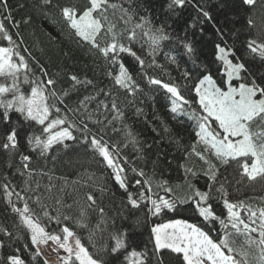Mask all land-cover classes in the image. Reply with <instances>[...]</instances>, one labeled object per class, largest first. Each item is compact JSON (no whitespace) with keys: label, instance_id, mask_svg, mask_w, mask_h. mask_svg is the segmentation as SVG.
I'll return each instance as SVG.
<instances>
[{"label":"snow or ice","instance_id":"obj_1","mask_svg":"<svg viewBox=\"0 0 264 264\" xmlns=\"http://www.w3.org/2000/svg\"><path fill=\"white\" fill-rule=\"evenodd\" d=\"M190 2L170 0L167 7L174 11ZM41 3L48 8H58L61 20L77 43L87 44L91 53L103 59L109 68L111 86L96 88L91 80L70 75V87L58 90L57 81L48 75L47 69L30 54L26 58L19 51L20 45L4 22L15 23L8 0H0V8L5 10L0 19V125L5 126L0 135V149L10 155L17 152L19 122H13L12 114H19L29 128L36 126L37 129L26 136L31 151L46 157L56 146L67 149L70 145L66 141H75L110 170L109 176L125 194L126 205L133 209L143 205L148 214L159 217L190 204L198 222L173 219L153 226L151 250L145 247L141 251H128L127 233L113 231L108 234V239L113 241L111 246L101 245L94 256L64 222L89 230L90 241L97 238V233L102 238L109 223L115 225V218L102 206L103 197L111 188L106 183L98 184L95 173L73 181L49 175V183L41 192L39 181L32 180L35 170L29 167L31 157L22 155L23 170L18 171L27 176L24 187L17 190L5 175L0 181V199L16 216L12 227L25 229L30 234L34 246L31 259L44 255V264H109L106 256L118 258L124 252L127 264H165L168 256H175V264H264V203L254 207L245 200L229 199L228 188L232 181L221 172L222 168L234 164L239 175L236 184L264 183V72H261L264 69V29L260 38L250 37L246 41L248 59L236 57L234 62L229 58L230 54L235 55L234 50L217 44V59L224 65L222 85L211 74H202L191 87L195 99L189 100L182 95L187 83L166 82L148 74V69L152 68L166 72L165 66L156 59L161 53L170 64L177 68L179 64L175 56L164 51L165 42L172 40L166 24L157 25L142 0H86L83 6H60L54 0H41ZM241 4L253 11L257 8L264 11V0H241ZM196 7L200 16L212 20L209 11L199 5ZM247 26L255 29L257 21L249 17ZM183 47L189 54L194 52L191 43H184ZM125 55L134 58L149 86L164 90L173 119L185 115L194 122L191 144L181 146L179 140L173 141L178 148H183L185 161L194 157L201 162L200 168L179 165L184 173L182 195H177L180 184L174 188L168 180H156L154 171L149 174L135 166L125 151L131 148L143 159L145 147H151L142 142L127 123L126 109H134L136 117L145 113L137 106L143 89L125 65ZM29 59L37 65L39 74L33 70ZM257 61L259 67H256ZM182 78L193 79L187 69L183 70ZM25 85L29 86L27 91ZM88 86L93 87V92L77 98L70 107L66 101L73 93H78L80 87ZM193 104L198 109L193 108ZM163 131L168 133L170 129L165 126ZM152 163L155 168L157 161ZM129 172L138 178L130 180ZM201 176L206 181L203 189L192 183ZM54 179L63 183L57 186ZM130 187L137 191H130ZM84 188L90 190L81 195L80 189ZM258 199L264 202V197ZM49 200L52 203H48ZM92 213L97 216L94 225H91ZM41 219L63 226L59 233L49 232ZM0 235L10 240L19 238L18 232L10 231L4 224H0ZM49 242L54 246L41 247ZM6 246L9 245L0 240V249ZM24 247L28 249V245ZM59 249L66 255H59ZM19 253L20 249L16 248L14 253L0 256V264H29ZM53 253H57L55 258H51Z\"/></svg>","mask_w":264,"mask_h":264},{"label":"trees","instance_id":"obj_2","mask_svg":"<svg viewBox=\"0 0 264 264\" xmlns=\"http://www.w3.org/2000/svg\"><path fill=\"white\" fill-rule=\"evenodd\" d=\"M169 2L170 0H142L144 8L147 9L154 22L157 25L166 24V31L171 35L172 40L165 42L164 51L175 56L179 68L174 64H170L161 53L156 59L159 64L165 66L166 72L161 73L159 68H152L148 69V74L166 82L174 81L181 85L187 83L188 87L182 88V95L189 100H194L195 96L191 92V87L196 82V77L202 74H211L216 82L222 85L224 65L222 61L217 59V44L226 49L234 50L235 55L230 54L234 62L236 57L249 58L245 51L246 41L250 37H261V30L264 29L261 17H264V11L259 8L253 11L246 6H242L241 0H191L183 8L170 11L167 7ZM54 3L60 6H83L86 0H54ZM8 4L15 23L4 22L14 40L20 45L19 51L26 58L30 54L32 58L39 61L47 69L48 75L57 81L58 90L70 87V75H77L81 79L87 78L93 82L96 88L107 89L111 86V81L107 75L108 66L102 58L89 51L87 44L80 45L77 43L70 30L61 20L58 8L45 7L42 5L41 0H8ZM196 5L209 11L212 20L209 21L200 16ZM4 13L5 10L0 8V19H3L2 14ZM249 17L257 21L255 29H250L247 26ZM52 21H55V23ZM201 29L203 30L201 31ZM17 33H19V36H17ZM220 33H223V36ZM49 34L54 39H50ZM20 38H22V43ZM184 43H191L194 52L189 54L183 47ZM25 48L27 52L24 51ZM138 54L141 53L138 51ZM29 63L33 70L39 74V68L32 59H29ZM124 63L143 89L137 99V106L143 108L145 113L144 116L136 117L134 109H126L127 123L142 142L151 145V147H145L143 159L138 158L131 148L125 151L135 166L143 168L149 174L154 171L156 180H168L174 188L177 184H180L181 188L177 189V195H182L184 191V173L179 165L188 164L200 168L201 162L194 157L185 161L183 159V148H178L173 141L179 140L181 146L191 144L194 140L192 128L194 122L185 115H178L173 119L174 114L169 111L170 103L164 90L159 89L158 86L148 85L147 80L140 75L138 65L133 57L125 55ZM256 67H259L258 61ZM185 69L191 72L193 79L185 81L182 78V72ZM261 72H264V69H261ZM28 87V85H25L24 90L27 91ZM91 92H93L92 86L80 87L79 92L73 93L71 99L66 102L72 107L77 98H82ZM120 100H124L123 94H121ZM192 107L198 109L196 104H193ZM12 120L13 122H19V147L14 155L0 149V181L7 175L12 184L17 186V190L23 188L27 176L20 175L18 170H23L22 155H28L31 157L29 167L35 170L32 180L39 181L41 192L44 191V185L49 183V175L54 178L63 177L73 181L81 176L86 178L88 173H95L98 184L106 183L111 188V192L103 197L102 206L105 207V211L109 216L115 218V225L113 227L110 222L102 238L97 233V238L90 241L89 230L78 228L73 222H64L76 232L81 242L94 256L97 248L101 245L111 246L113 241L108 239V234L113 231L127 233L128 251L132 249L141 251L145 247L151 250L150 237L153 226L173 219L198 222V218L193 214L190 204L179 206L175 212H165L159 217L148 214L143 205L139 209H133L130 205H126L125 194L109 176L110 170H106L93 157V154L86 150L84 145L75 141H66L70 145L69 148L64 149L62 146H56L46 157H42L38 152L31 151L26 142V136L29 132L37 130L36 126L29 128L19 114H12ZM165 126L170 129V132L165 133L163 131ZM4 127L0 125V135H2ZM153 128L156 129L155 132ZM74 134L78 135V133ZM158 157L159 159H157ZM153 161H157L155 168ZM221 172L232 181L228 188L229 199L245 200L254 207L264 203L258 199L264 197V183L249 184L245 182L236 184L235 181L239 179V175L234 164L222 168ZM40 173H46L47 175H41ZM129 178L134 180L138 177H134L129 172ZM189 179L192 178L189 177ZM53 182L57 186L63 183L59 179H54ZM192 183L203 189L206 181L201 176L192 180ZM32 187H35V183H32ZM89 190L88 188L80 189V193L82 195L84 191ZM68 191L71 192V188ZM130 191L135 192L137 189L130 187ZM160 194L164 195L162 191ZM75 195L73 193V196ZM47 202L52 203L51 200ZM29 203L32 207H35L31 204V201ZM15 221L16 216L0 199V224H4L14 233H19V238L12 240L0 235V240H4L5 244L9 245L4 249H0V256L12 254L16 248H19V254L28 260L29 264H44V255L36 257L35 260L31 259L34 246L31 245L30 234L25 229H14L12 225ZM96 222L97 216L92 213L91 225ZM41 223L47 231L55 233H59L60 228L63 226V224L57 225L54 222L49 223L46 219H41ZM25 245H28L27 250L24 247ZM106 259L109 264H127L124 260V252L119 254L118 258L106 256ZM175 259V256H168L165 259V264H169V261L175 264Z\"/></svg>","mask_w":264,"mask_h":264},{"label":"rangeland","instance_id":"obj_3","mask_svg":"<svg viewBox=\"0 0 264 264\" xmlns=\"http://www.w3.org/2000/svg\"><path fill=\"white\" fill-rule=\"evenodd\" d=\"M221 47H223V46H221ZM229 58L231 59L230 55H229ZM50 246H54V245H52V242H49V245H42L41 247L42 248H45V249H49ZM58 254L61 255V256L66 255V253H64L62 249H59L58 250ZM56 255H57V253H53L52 256H51V258H55Z\"/></svg>","mask_w":264,"mask_h":264}]
</instances>
